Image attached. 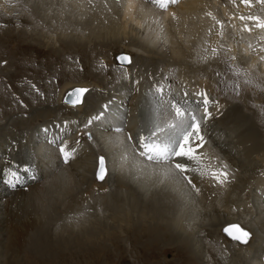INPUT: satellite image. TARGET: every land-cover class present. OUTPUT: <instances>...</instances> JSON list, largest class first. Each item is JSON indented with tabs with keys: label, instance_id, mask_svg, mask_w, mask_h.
I'll return each instance as SVG.
<instances>
[{
	"label": "bare ground",
	"instance_id": "obj_1",
	"mask_svg": "<svg viewBox=\"0 0 264 264\" xmlns=\"http://www.w3.org/2000/svg\"><path fill=\"white\" fill-rule=\"evenodd\" d=\"M69 2L74 7L80 8L83 13H89L98 26L102 27L101 24H107V28H115L119 30L118 33L125 32L127 29L129 33L135 29L137 32L138 28L142 27V23L149 20L161 21L166 29L163 36L164 38L167 37L170 43V60L185 67L192 75V78L188 79L184 86L192 87V95L190 96L193 97L187 96L185 98L183 95H178V100L185 101L184 99L188 98L187 103L192 104V100L196 97L194 93L202 90H209L208 92L215 90L214 81L211 79L193 81L196 72L208 77L207 68L209 65L214 68L218 66L219 70L224 73L228 71L232 78L236 79L233 82V79L228 77L227 80L221 82L228 92V94L226 93L227 96L229 93L237 95L238 100L235 103L227 104L229 101L220 96L217 97L216 104L211 101V111H213L211 114L216 116V119H211L213 121L211 123L212 126L217 127L216 135L213 136L209 132L210 128H201L205 139L203 146L198 149L199 155L196 160L181 161L186 164L191 163L190 169L191 167L192 169H188L186 173H180L175 170L174 161L164 163L148 161L146 157L139 155L137 147L139 136L147 134L156 124H161L159 122L163 114L167 112L166 104L162 103L165 94L161 96L160 93L154 91L148 68L136 66L139 64L137 59L145 60L144 57H146L145 53L142 56L138 54L140 44L145 46L147 53L154 54L155 36L147 42L136 37L128 42L130 47L127 50L130 52L124 50L114 52V55L127 54L132 61L128 67V63L120 64L127 67V70L124 69L125 72H129L128 75H123L126 80L122 84V88L121 86L112 87L106 92L107 94H102L100 91V95V92L97 91L104 90V88L100 86L98 81H85L82 82L83 85L80 83V85H71V83V86L66 88L65 86L70 82L62 83L63 85L57 92L60 101L63 91L72 86H85L88 90L83 94L80 103L75 106L70 103H67L68 106L65 105L66 110L70 111L71 115L54 118V111L46 107L38 112L35 111L31 117L17 118L12 122V124L17 123L19 125L17 128H28L24 135L16 141L19 145L13 152L17 154H12V160L3 162L8 168L0 171V232L6 228L3 225L7 224L14 235V238L11 239L10 236L3 233L1 237L4 239L0 238V245L4 244L10 249L8 257L17 260L21 257V253L23 254L24 248L33 243L35 255L27 254V259H37L36 262L38 263L53 260L60 252L70 254L68 257L73 256L76 250H81L83 253L90 250V252L87 251L89 256L96 259L97 255L94 254L105 249L103 247L101 250L97 241H106V244H108L107 241L112 242V244L118 243L119 236L123 232L130 231L134 236L138 229L141 241L139 243L134 238L133 242L142 245V248L145 246L154 247L159 251L161 250V243L171 245L174 250V257L183 254L179 250L186 252L182 256L185 264H194L197 260H201V264H222L221 257H223L225 264H237L238 262L264 264V248L261 247L263 248L261 252L260 248L259 254L256 250V244L258 241L260 242L258 239L264 240V121H260L262 116L258 115L264 113V95L261 94L262 91H257L264 88V62L260 61L261 57H264V53L258 56L259 53L255 50L258 48L259 42H264V30L255 29L256 20L242 19V17H254L252 11H260L261 14L264 11V0L252 11L248 8L249 3H244L243 0H177L174 4L169 3L164 9L149 0H91V2L90 0H69ZM220 4L231 6L230 12H223L222 9V13H218L221 20L225 18L224 16L230 19L223 20L224 34L222 37L227 42L237 38L232 43L236 47L235 49H231V51L225 48L220 49L217 56L218 59H222L218 63L216 59L210 61V56H205L202 46L204 39L198 42L197 46L201 48H197L195 52L191 53L189 45L191 34L201 33L205 29L210 31V27L213 29L215 21L210 20V16L213 10L218 11ZM241 14L243 16L239 25L235 20ZM92 20H90L91 24H94ZM259 21L264 22V18H259ZM94 27L97 29L96 25ZM94 27L92 26V28ZM212 32L213 34L208 36V40L214 44L211 39H217L220 32L218 29ZM149 34L145 27L141 36L145 35L148 39L150 38ZM71 37L63 36L62 38L68 47L67 49L51 45L49 50L58 51L57 54L60 55H57V58L65 57L66 59L77 54L84 56L83 52L86 51V48L83 49L85 47L84 41L78 40L80 37L76 40L71 39ZM99 42L102 40L98 41V45L101 46L102 44ZM217 43L220 42L217 41ZM75 46L76 49H73ZM70 47L73 50H68ZM86 52L88 55L85 61L88 62L87 67H90L94 53L90 49H87ZM231 56H235V59H230ZM115 57L114 61L116 62ZM76 58L77 56L74 57V59ZM89 58L90 60H88ZM146 59H153V56L147 55ZM133 61L136 62V65L133 64ZM213 61L214 63H212ZM63 62L66 66L70 64L65 60ZM236 62L244 63L246 67L243 68ZM191 63L195 64L198 70L191 69L189 67ZM107 64L109 63L107 62ZM100 65L99 63L98 67H92V71H97L96 75L102 80V73L104 72L102 67L104 66L101 65V67ZM69 66L73 70L72 75H79L71 64ZM104 68L107 70L106 74L114 70L111 64ZM166 68L173 69V66L167 64ZM257 69L260 70L259 74L254 73L248 80V76ZM118 71L113 77L122 78V73L119 75ZM176 80L178 85L181 84L178 78ZM245 80L249 83L245 84ZM92 83L96 88L94 90L96 95L92 94ZM237 85H239V94H237ZM222 86L220 87L222 88ZM49 88L48 93L50 94L52 87L49 86ZM245 90L250 91L251 95L246 94ZM166 91L168 90L165 89ZM153 93L155 94L154 98L151 97ZM91 94L95 97L98 95V97H93L95 99L92 101ZM48 97L50 98V96ZM36 99V95L32 96L30 102ZM251 100L254 103L259 100V103L262 104L261 107L256 108L257 106L255 107L254 104H252L254 107L251 106ZM61 103L63 102L61 101ZM58 104H60L59 101ZM217 104L219 108H217ZM105 105L108 107L105 108ZM208 107L210 108V103ZM202 110L204 107L199 112L202 113ZM102 111L104 116L101 120L94 121L85 127L91 117ZM76 115H78L77 118ZM10 119H5V117L0 119V125H3L0 130L2 136V138L0 137V156L8 148L6 146L8 141L6 142V138L3 139V132L8 129ZM209 123L204 124L202 122V125ZM259 125L262 128L259 129ZM116 127H121L123 131L116 133L114 131ZM220 129L222 131L218 133ZM28 130H31V133ZM89 133L92 139H89ZM28 134L31 135L28 136ZM62 142L74 150L73 158L68 163L63 161V157L58 151ZM23 149H25L24 152H22ZM242 151L247 159L245 163H241V158L237 157L239 155L236 156L237 152L241 153ZM97 154H103L98 155V157H104L106 162L108 175L103 181L96 180L93 175ZM1 158L2 156L0 160ZM252 158L260 161V163L251 166ZM224 165H227L226 171L229 173V180L226 184L220 185L210 178V174L217 172V170H225ZM25 168L29 169L27 175L24 173ZM10 170H17L20 173L22 184L17 187L22 188L19 191H17V187L14 190L5 183V179L10 178ZM186 176L192 179V184L187 182ZM123 185L128 187V191L131 192L121 191L120 187ZM116 188L117 190L113 192V189ZM234 193H236L234 210L235 208L238 210L235 213H233L232 208L233 212H231V205L228 204H232L230 198L233 197ZM127 196L130 198H124ZM134 199H136V204L133 206L132 201ZM114 207L116 208L114 209ZM108 209L113 211L109 212ZM131 213H134V218L130 215ZM48 218L49 221L44 220ZM53 221L55 222L53 224L54 231L60 230L61 235L58 239L54 238V232L52 234L48 232ZM229 223H237L252 233L250 242L241 244L235 240L231 241L230 238L229 241L231 242H225L220 237L219 239L214 238L211 236L212 234L206 233L211 229L217 234L219 232L223 238L220 229ZM35 227L38 230L33 235L30 230ZM111 231H113L112 234H110ZM200 233L202 241L203 238H206V242H203L202 245L198 244ZM93 243H95L94 246H92ZM225 245L228 246L226 249L230 251V246L233 248L229 257L226 256L229 254H225L223 251L225 249L220 248V246ZM194 247L198 248H196L197 252L196 249H193ZM254 249L255 252H253ZM151 252L153 253V251ZM204 252L208 254L203 255ZM209 253H212L211 259L204 260L203 257L208 256ZM248 253H251L250 256H247ZM68 257H62L63 259L58 260V262L63 264L68 260L74 264V259ZM21 259L23 258L14 264H17ZM163 261L164 264H173L172 259H164Z\"/></svg>",
	"mask_w": 264,
	"mask_h": 264
},
{
	"label": "rangeland",
	"instance_id": "obj_2",
	"mask_svg": "<svg viewBox=\"0 0 264 264\" xmlns=\"http://www.w3.org/2000/svg\"><path fill=\"white\" fill-rule=\"evenodd\" d=\"M223 2L225 3V1H223ZM262 2H263V0H249L248 8L252 11V9L256 8L258 5H261ZM218 7H219V9H217L218 11L216 12L213 10L212 15L210 16V20L215 21V23L213 24L214 25L213 29H212V27H210V31H206V29H205L201 33L191 34L190 35L191 36L190 37L191 43L189 45L191 53L195 52L197 50V48H201V47L197 46L198 42L201 41L202 39H204V41H203L204 43L202 44V46L204 47L203 51L205 52V56H210V59H211L210 61L216 59L217 62L222 59V58L218 59V56H217L220 49L225 48L228 50L230 49V51H231V49H235L236 47H234L232 45V43L237 38V37L233 38V39H231L230 42L229 41L227 42L222 37L224 34L223 20L224 19L230 20V19L227 16H224L225 18H223V20H221L218 13L219 12L222 13V9H223V12H230L231 6H229L227 4H223V5L220 4V5H218ZM80 11H81V9L78 7H74L69 2V0H0V119H2L3 117H5V119L11 118L8 122V126H7L8 129L5 130V132H3L4 133L3 139L6 138V142L8 141L6 144V146L8 148H6L4 150L5 152L3 151L1 154L2 158L0 160V171L3 170L4 168L5 169L8 168L6 164H3V162H8V161L12 160V154H17L15 152H13L14 150L17 149V147L19 145V143L16 141H18L19 138H21V136L24 135L25 130L28 128V127L27 128H25V127L17 128L19 125L17 123L12 124L13 121H15L17 118H22V117L26 118L27 116L31 117L32 116L31 114L35 113V111L38 112L39 110H43L46 107H49L51 110L54 111V113H53V115H55L54 118H60L63 116L71 115L70 111H67L66 110L67 108L65 107V105L66 106H68V105L61 103L60 98L57 97V92H58L59 88L63 84H65L64 82H70L69 84H67V86H65V88H66V87L71 86L73 84L75 85V84L80 83L81 85H83L82 82H85V81L86 82L87 81L90 82L92 80L95 82L98 81V83L101 84V85L100 84L99 85L102 86V88H104V90L101 89V90H98L97 92L102 91V94H107L106 92L109 91L112 87L114 88V87L121 86V88H122V84L125 83V80H126L125 76H123V75H128V73H129V72L128 73L125 72L124 69H126L131 64L127 65V67L118 66L116 64V62L114 61V52H119V51H123V50L130 52L127 50L130 47L128 45V42H130L131 39H135L136 37H139V40H141L143 42H147V41H151L153 36H155L154 39H156V42H154V46H153L155 48V52H154V54L153 53H147L145 50V46H143V44H140V47L138 49V54L142 56L145 53L146 54L145 55L146 57H144L145 60H143L142 58L137 59V62H139V64L136 65L135 61H133V64H135L137 67H140V68H144V69L148 68V74L150 76V79H151L153 85L154 84H160V85L164 86V93H163V95L165 94L164 100H169V99L175 100L182 107H184L186 110H189V111L195 113L197 119L199 120V123L201 124V128H203V127H204V129L210 128L209 132L213 136L216 135L217 127L212 126V123H211V122H213L212 120L216 119V116L211 114L213 112V111H211L212 110L211 109V105H212L211 101H213V103L216 104L217 100H218L217 97H220V96L224 97L226 100L229 101V103H227V104H230L233 102L235 103V101L238 100L237 95H231L229 93L230 97H229V95L227 96L228 92H226L225 87L222 86L223 83L221 81L227 80L228 77H229V79L232 78V76L229 74L228 71L224 73V72H222V70H219L218 66H215L216 68H214V67H211V65H209V67L207 68V74L209 75L208 77H204L203 75H200L201 73H199V74L197 72L195 73L193 81H195V80H197L198 82L202 81V80L205 81L204 79L206 78V80H210V79L213 80L214 84H215V86H213L215 90H211V92H208L209 91L208 89H207L208 91H204V90L201 91V92L207 93L208 99L210 101V108L208 107L209 106V104H208L207 109L209 112L211 111L210 112L211 115L209 116V118H205L204 110H202V113L199 112V110L201 108H203V106L193 103V101L196 100V97H194L195 99L192 100V102H191L192 104L185 103V101H181L180 99L178 100V95L184 96V93L186 91H187L186 93L188 94L187 95L188 97H193V96H190V95H192L191 94L192 87L190 86V88H188L187 86H184L187 84L186 83L187 80L192 78V75L190 74V72L185 67H182L176 63H173V61L170 60V52H171V50L169 48L170 43L168 41V38L167 37L164 38V36H163V32H165L166 29H165L164 24L161 23V21L158 22V21H153V20L150 21L149 20L148 22L142 23V27L138 28L137 32L135 29L132 31V33H129L128 29H127L125 32H119L118 33L119 30H117L115 28H113L114 30L107 28L106 27L107 24H101L102 27L98 26L92 20L89 13H87V12L83 13L81 11L83 14L82 15L80 13ZM252 12H253L254 17L264 18V16H263L264 11H262L261 14H260V11L259 12L252 11ZM77 16L78 17L80 16V17L78 18ZM242 16H243V14L238 15L236 17L235 21L239 25H240V19ZM89 19L92 20L94 24H91V21ZM95 25H96L97 29H95V27H94ZM92 26L94 28H92ZM145 27H146V32L148 29V33H150L149 34L150 38H148V39L146 38L145 35L141 36L142 32L145 31ZM156 28H157V30H156ZM108 29H109V31H108ZM216 29H218L220 33H219V36H217V39H215V38L211 39L214 43V44H211L210 40H208V38H209L208 36H211L213 34L212 31L213 30L215 31ZM255 29L264 30V28H257V27H255ZM160 30L162 31V33ZM101 31H104V32H101ZM105 32H107V33H105ZM249 32H251V30H249ZM234 35H236V32H234ZM63 36H65V37L67 36L68 38H70L72 36L71 39H74V40H76L77 38L80 37V39H78V40L84 41L85 47H83V49L86 48V51H87V49H90L94 53V56L92 57V60H91L90 67H87L88 62L85 61V59L88 55V54L86 55V53H87L86 51L83 52L84 56L77 54V55H72L71 58L67 57L65 59V57L57 58V55H60V54H57L59 52L56 51L55 49H54V51L49 50L51 45H54V46L59 47V48L64 47L65 49H67L68 48L67 45L63 42L64 39H62ZM51 37H53V38H51ZM83 37H84V39H83ZM100 38H103V39H100ZM166 38H167V40H166ZM98 39L102 40L104 45L102 42H99L100 44H102L101 46H99L98 45V41H99ZM55 41H57V42H55ZM217 41H219L220 43H217ZM65 45H66V47H65ZM247 45H249V44H247ZM258 48L260 49V51ZM258 48H256L255 50L257 53H259L258 56H260L262 53H264V42H259ZM73 49H76V46ZM73 49L70 47L68 50L71 51ZM213 49H216L215 54L213 53ZM64 52H65V50H64ZM199 52L201 53V51H199ZM131 54L134 55L132 52H131ZM147 55H152L153 59L147 60L146 59ZM76 56H77V58L74 59V57H76ZM82 57H83V59H82ZM231 57H230V59H231ZM64 60H65V62L70 63L74 67V69L77 70L79 75H77V76L72 75L73 70L70 69L71 68L69 66L70 64L67 65L68 66L67 67L66 65H64V62H63ZM88 60H90V58ZM260 61L264 62V60H260ZM107 62L109 64H111V67L114 68V70L109 74H106L107 70H105V68H104V67L109 65V64H107ZM99 63L104 66V67H102L100 65L104 69V72L102 73L103 76L101 75L103 78L102 80L100 77H98V75H96L97 71H92V67H94V66L98 67L97 65ZM141 63H143V64H141ZM212 63H214V61ZM236 63L238 64L239 62H236ZM167 64H171L173 66V69L172 68L171 69L166 68ZM239 64L243 68L246 67V65L244 63H239ZM194 65L195 64L191 63L189 67L195 71L198 70L196 68V65L195 66ZM257 67H259V66H257ZM259 69H262V68L259 67ZM259 69L255 70V72H253L251 75H249L248 80L253 76L254 73L259 74V71H260ZM117 70H119L118 71L119 75H121V73H122V76H123L122 78L113 77L117 74ZM177 78L181 83L179 85H178L177 80H176ZM182 78H185V80H182ZM255 78H257V77L255 76ZM106 79H108V80H106ZM232 79H233L232 80L233 82H234V80H236L235 78H232ZM121 80H123V81H121ZM218 84H220V85H218ZM49 86L52 87V93H50V94L48 93V91L50 90ZM220 86H222V88ZM91 89L93 90L92 94H94V92H95L94 90H96V88H94V84L91 85ZM165 89H167L168 91L165 92ZM154 91H155V89H154ZM182 91H184V92H182ZM257 91H260V92L262 91L261 94L263 93L262 95H264V88H260V90L258 89ZM245 92H246V94L251 95L250 91L245 90ZM154 93L151 97H153L155 95ZM92 94L90 95L91 96L90 98L92 101H94V99L97 98L98 95L95 97ZM35 95L37 96V99L35 101L30 102V98L32 96H35ZM94 95H96V94H94ZM100 95H101V92H100ZM48 96H50V98ZM176 96H177V98H176ZM232 96H234L236 98H234ZM93 97H95V98H93ZM57 99L60 102V104H58ZM184 100H188V98L184 99ZM255 102L256 103H254V101L251 100L250 101L251 106H253L252 104H254L255 107L257 106L256 108L261 107L262 104L259 103V100H256ZM165 104H166L167 112H165L163 114V116L159 122L161 124L166 122L168 119L169 120L172 119L174 116V110L171 109L170 104H167V103H165ZM220 111L222 112L221 109H220ZM82 114L84 115L85 113H82ZM86 114H87V112H86ZM16 115H17V117H16ZM258 115L262 116V118L264 117L263 116L264 113L263 114L261 113ZM77 116L78 115H76L75 117L77 118ZM75 117H73V118H75ZM259 119H260V117H259ZM261 119H260V121H264V118L262 120ZM185 120H186V124L190 125L192 123L190 117L186 116ZM202 122H204V124H206V122L207 123L210 122V123L207 125H202ZM2 127H3V125L2 126L0 125V130ZM258 127H259V129L262 128L260 125ZM220 131H222V130L221 129L218 130V133H220ZM28 132L31 133V130H28ZM30 135L31 134H28V136H30ZM0 137L2 138L1 135H0ZM91 139H92V136H91ZM24 140H25V137H24ZM71 145H73V144H71ZM24 151H25V149L22 150V152H24ZM233 151H234V149H233ZM11 152H13V153H11ZM9 155H10V157H8ZM98 155H103V154H97L96 155V158H95L96 159V165H97ZM237 155H239V156H237ZM236 156L239 159L241 158L240 159L241 163H245L247 161L245 155L243 154V151L241 153L237 152ZM4 157H5V159H4ZM242 158L244 161L242 160ZM256 163L258 164V163H260V161L252 158V160H251L252 165L251 166H254V164H256ZM105 164H106V162H105ZM186 165L188 166L187 169H189V170L192 169V167L190 169V166H192L191 163L190 164L187 163ZM95 169H94V171H95ZM107 175H108V173H107ZM17 188H14V190H16ZM21 188L22 187H19L17 189V191H19ZM115 190H117V188L113 189V192ZM120 190L121 191L124 190V192H128V193L131 192L130 190L128 191V187H126L125 185L120 187ZM235 194L236 193H234L232 195L233 196V197H231L232 199L230 198V200H232V201L229 200L230 202H232V204L228 203L229 206L231 205L230 209L232 208L233 210H234V207L236 206V205H234L235 204L234 198L236 197ZM130 196H131V194H130ZM124 198H130V197L127 196ZM134 200L132 201L133 206L136 204V199H134ZM138 206H139V204L137 205V208H138ZM12 208L14 209V206H12ZM115 208L116 207H114V209ZM232 209H231V212H233ZM108 210H109V212L113 211L112 209H108ZM237 211L238 210L235 208L233 213H235ZM133 214L134 213H131L130 215L134 218L135 216ZM52 218L55 219L53 216H52ZM44 220L49 221V218L44 219ZM54 223H55L54 221L51 222L52 226L51 225L49 226L48 232H49V234H52L54 232V234H53L54 238L58 239L61 234L59 233L60 230L54 231V226H53ZM5 226L7 229L5 228L4 230H1L0 238H3V237H1V235L3 233H5L7 236H10L9 238L13 239L14 235H13L12 229L9 226H7V224L3 225V227H5ZM110 226H112V228H114V226L112 224H110ZM126 229H129V228H126ZM19 230H20V228L18 229V231ZM36 230H38L37 227L33 228L30 231L34 235V234H36ZM112 233H113V231L110 232V234H112ZM203 233L205 234V232H203ZM206 233L212 234L211 236L214 238L219 239V237H220V239L222 241H225V242L226 241L227 242L234 241V240L229 241L230 239L225 237L224 235H223L224 237L222 238V236H221V234H219V232L217 234L216 232H214L211 229L208 230ZM252 236H251V238H252ZM134 238L140 243L141 237L139 235L138 229L136 230V234L134 236L130 233V231H127V233L123 232L119 236V241H117L118 243L115 242L112 244V242L107 241L108 244H106V241H97L99 243V245L101 246V250L103 247H105V249L101 252H96L95 254L92 253L94 255H97L96 259H92V256H89L88 252H90V250H87V247H86V250L88 252L86 251L83 253V251H81V250L80 251L76 250L73 253L75 255L70 256V257H68V255H70V254L60 252V253H57V255H56L57 257H55L53 260H45V261H42L43 263L42 262L41 263L36 262L37 259H34V260H30V258L27 259L28 255H30V256L35 255L33 252V250H35V245L33 243L30 245L28 244L27 245L28 248L25 247L27 249L24 248L23 254L21 253V255H20L21 257L17 258V260L13 259V258L11 259L10 257H8L10 254L9 253L10 249L8 247H6L4 244H2V245H0V249L2 250V252H0V264H14L20 258H23V259H21L17 264H60L58 262V260L63 259L62 257H65V258L68 257L69 259H74V261H75L74 264H89V263L90 264H123V263H128V264H164V261H163L164 259H166V260L172 259L173 264H185V263H183L184 258L182 257L183 254H186L185 251L179 250V252H181L183 254H180V255H177L174 257V250H173L171 245H163L161 243V245H160L161 250L160 251H159V249L157 250V248L154 249V247L149 248V247L145 246L142 248V245H138L136 242H133ZM199 238H200V241L198 244L202 245L203 242L204 243L206 242V238H203V241L201 240V233L199 234ZM258 240H260V242L262 243L261 244L258 241L259 243L257 242V244H256L257 245L256 250H257V253L259 254L258 251L260 250V248L261 247L264 248V240H261V239H258ZM94 245H95V243H93L92 246H94ZM214 245H215V243L213 244V246ZM231 245L234 246L233 243H231ZM200 247H202V246H200ZM227 247H228L227 245L220 246V248H222V250L225 249L223 251H225V254L226 253L229 254V255H226L227 257H229L232 253L231 251L233 248L230 246V248H231V251H230L229 249H226ZM147 248H149L151 250H149ZM196 248L197 247H194L193 249L195 250ZM263 248H261L260 252L262 251ZM197 249H196V252H197ZM256 250L254 249L253 252H255ZM151 251H153V253ZM158 251H159V253H157ZM263 252H264V250H263ZM206 254H208V253L204 252L203 255H206ZM248 254L249 255H247V256H250L251 253H248ZM24 255H25V257H24ZM144 255H145V258H144ZM210 255H212V253L211 254L209 253L208 256H204L203 259L208 261L209 259H211ZM222 258L223 257H221L222 264H225V262H223L224 260ZM188 259H189V257H188ZM14 260H16V261H14ZM49 261H50V263H49ZM210 261H212V260H210ZM189 262H191V261L189 260ZM201 263H202L201 260H197V262H195L194 264H201ZM63 264H72V263L70 261L66 260L65 263H63ZM237 264H243V262H238Z\"/></svg>",
	"mask_w": 264,
	"mask_h": 264
},
{
	"label": "snow or ice",
	"instance_id": "obj_3",
	"mask_svg": "<svg viewBox=\"0 0 264 264\" xmlns=\"http://www.w3.org/2000/svg\"><path fill=\"white\" fill-rule=\"evenodd\" d=\"M91 2V0H90ZM154 3H159V7L164 9L168 6L169 3L174 4L177 0H153ZM244 3H248L249 0H243ZM242 19L247 20H256L257 23L255 27L264 28V22H260L258 17H242ZM213 53H216V49H213ZM121 63L130 64L131 58L127 56H121L118 58ZM235 59V56L231 57ZM261 60H264V57H261ZM245 84H248L249 81L245 80ZM155 89L156 93L163 95L164 86L160 84H154L152 86ZM239 85H237V94ZM87 89H76L72 94H70L69 99L72 96H76V100L73 101V105L81 102V97L77 94H84ZM187 93H184L185 98ZM196 100L193 103L197 105H202L204 107L205 118L209 117L211 114L208 112L207 105L210 103L206 92H196L194 93ZM162 103L170 104L171 109L174 110V116L172 119L167 120L163 124H156L151 128L147 134L140 135L138 138L137 147L139 149V155L141 157H146L148 161H156L158 163H164L168 161H174V168L180 173H186L188 171L187 165L181 161H192L196 160L199 153L198 149L203 146L204 135L201 131V124L197 120L195 113L186 110L175 100H163ZM187 103V100H185ZM108 105H105L107 108ZM217 108L219 105L217 104ZM104 116V112H100L94 117H91L88 122L85 124V127L91 125L94 121H99ZM190 117L192 123L186 124L185 117ZM46 131V130H45ZM116 133H121L123 129L121 127H116L114 129ZM89 139H91V134H88ZM131 139V137H129ZM59 153L63 157V161L68 163L70 159L73 158L74 150L70 149L67 145H64L63 142L58 148ZM225 170H217V172L211 173L210 178L217 182L220 185H224L229 180V173L226 171L227 165L223 166ZM29 169L25 168L24 173L27 175ZM107 175V169L105 164V158H99V168L96 174V178L100 181L105 180ZM9 177L5 179V183L10 188H16L18 185L22 184L20 178V173L17 170H10ZM189 184H192V179L188 176L185 177ZM195 187V185H193ZM198 191V189H197ZM224 232L232 240L238 241L242 244H247L251 238V233L247 230L241 228L239 225H233L226 227Z\"/></svg>",
	"mask_w": 264,
	"mask_h": 264
},
{
	"label": "water",
	"instance_id": "obj_4",
	"mask_svg": "<svg viewBox=\"0 0 264 264\" xmlns=\"http://www.w3.org/2000/svg\"><path fill=\"white\" fill-rule=\"evenodd\" d=\"M114 56H116L115 57V59H116V62H117V64H125V63H121V61L118 59L119 57H121V56H127V57H129L127 54H120V55H117V54H115ZM76 89H86V87L84 86H72L71 88H69V89H67V90H65V91H63V94H62V96H61V101L62 102H64V103H70V104H73V101H75L76 100V96H72L71 97V99H69V97H70V94H72ZM78 96H80L81 98H82V95L83 94H77ZM99 158L100 157H98L97 158V165H96V169H95V173H94V177H95V179L96 180H98L97 178H96V174H97V171H98V168H99ZM233 225H238L237 223H229V224H226V225H223L222 227H221V230H220V232L225 236V237H227V238H230L229 236H227V234L224 232V229L226 228V227H229V226H233ZM242 228V227H241ZM244 229V228H243ZM231 239V238H230ZM242 244V243H241ZM123 264H128V263H123Z\"/></svg>",
	"mask_w": 264,
	"mask_h": 264
}]
</instances>
